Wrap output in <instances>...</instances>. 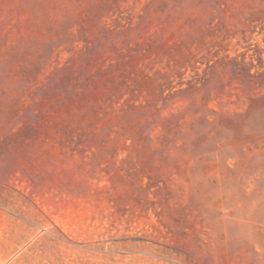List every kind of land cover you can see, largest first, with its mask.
<instances>
[{
    "label": "rangeland",
    "instance_id": "rangeland-1",
    "mask_svg": "<svg viewBox=\"0 0 264 264\" xmlns=\"http://www.w3.org/2000/svg\"><path fill=\"white\" fill-rule=\"evenodd\" d=\"M0 264H264V0H0Z\"/></svg>",
    "mask_w": 264,
    "mask_h": 264
}]
</instances>
